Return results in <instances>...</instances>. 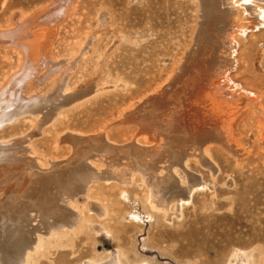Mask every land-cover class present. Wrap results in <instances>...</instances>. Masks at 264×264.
I'll use <instances>...</instances> for the list:
<instances>
[{
  "label": "rangeland",
  "instance_id": "374dc122",
  "mask_svg": "<svg viewBox=\"0 0 264 264\" xmlns=\"http://www.w3.org/2000/svg\"><path fill=\"white\" fill-rule=\"evenodd\" d=\"M201 3L0 0V141L14 140L20 146L29 139L26 143L33 147V154L7 163L11 181L3 176L0 180V206L11 193L28 192L30 212L35 222L38 219L33 225L44 227L46 219L64 218L62 202L55 200L76 186L64 184L65 173L78 167L86 172L93 163L106 173L108 164L100 162L106 142L124 152L111 170L135 168L126 195L125 186L116 180L92 179L96 183L91 184H97L90 192L94 206L87 209L83 194L78 205L89 219L74 233L46 240L31 264H103L112 254L121 264H235V253L245 257V264H264V24L253 29L247 25L236 33L227 28L230 36L223 37L225 28L218 33L211 17H203ZM228 55L236 66L230 71L224 61ZM23 71L29 78V96L11 105L18 86L14 78ZM40 77L47 83H30ZM150 118L171 128L156 134L150 126L153 136L146 140L140 129L151 124ZM10 154L4 159L13 157ZM170 160L180 186L187 171L204 186L195 188L180 207L170 202L164 215L147 200L146 186L136 182L140 171L162 167L157 182L161 193L170 195L165 186ZM27 177L31 184L26 189L20 182ZM9 185L13 189L3 194ZM46 194L49 211L50 203L40 199ZM103 203L107 212L98 218L95 206ZM4 211L0 208V217Z\"/></svg>",
  "mask_w": 264,
  "mask_h": 264
},
{
  "label": "bare ground",
  "instance_id": "6f19581e",
  "mask_svg": "<svg viewBox=\"0 0 264 264\" xmlns=\"http://www.w3.org/2000/svg\"><path fill=\"white\" fill-rule=\"evenodd\" d=\"M227 0H201V6H202V10H203V17H211V19L214 22L215 28L217 27V31L219 33V31L224 30L222 32H220V34L223 33V37H228L230 35H227V28L231 33H236L238 30H240L241 28L245 29L248 28L253 29V27L255 28L257 25H261L264 24V0H240L237 2V0L233 1V2H226ZM259 1V2H258ZM224 2V3H223ZM222 3L223 7H221ZM68 6V5H67ZM51 9V8H50ZM65 9V8H64ZM63 9V10H64ZM59 14V13H58ZM36 15V14H34ZM54 15V14H53ZM38 16V15H37ZM45 16V15H44ZM33 18V16H32ZM44 18V17H43ZM36 19V18H35ZM207 19V18H206ZM34 20V19H33ZM47 20V19H46ZM205 20V19H204ZM208 20V19H207ZM40 21V20H39ZM242 21H246L248 22L247 24H243ZM36 22V21H35ZM239 22V25H238ZM203 24V23H202ZM31 27V26H29ZM208 27V26H207ZM35 28V27H34ZM206 28V27H204ZM207 31V30H206ZM216 31V30H215ZM22 34V33H21ZM233 36V34H232ZM235 36V34H234ZM49 37V36H48ZM204 37V36H203ZM209 37V36H208ZM238 37V36H237ZM7 39V38H6ZM227 39V38H226ZM239 40V39H237ZM236 40V42H237ZM233 41V40H232ZM235 41V40H234ZM233 41V42H234ZM235 43V42H234ZM214 44V43H212ZM215 45V44H214ZM49 46V43L47 42V48ZM217 46V45H216ZM235 46V44L233 45V47ZM232 47V48H233ZM45 48V49H47ZM202 48V47H201ZM32 49V48H31ZM50 49V48H49ZM227 51L229 52V54L232 53L231 50L227 49ZM46 52V51H45ZM209 52V50H208ZM234 52V51H233ZM195 53V52H194ZM24 54V53H23ZM201 55V54H200ZM233 55V54H232ZM48 56V55H47ZM202 56V55H201ZM231 56H226L224 57V61L228 64L226 66V70L230 71L233 68H235L236 66L234 65L233 59L230 58ZM48 58V57H47ZM201 58V57H200ZM199 59V58H198ZM197 59V60H198ZM48 60V59H47ZM38 62V61H37ZM27 63V62H26ZM42 63V62H40ZM216 63V62H214ZM236 63V62H235ZM49 64V62H48ZM51 64V63H50ZM221 64V63H220ZM225 64V63H224ZM45 65V64H44ZM216 66V65H215ZM25 67V66H24ZM28 67V66H27ZM48 67V66H47ZM189 68V67H188ZM43 69V68H42ZM45 69V68H44ZM28 70V69H27ZM37 70V69H36ZM189 70V69H188ZM47 71V70H46ZM44 71V73L46 72ZM33 74V73H32ZM27 73L26 72H21L20 74H18L17 77H15L14 81L18 80L16 85L18 84V86H15V91L12 92V96L10 97V102L9 104L12 105V103L14 104V102L16 101H27L26 99L28 98V92L29 89L26 86V83L28 82L27 77H26ZM39 76V75H38ZM60 76V75H59ZM178 79V78H177ZM64 80V79H63ZM59 81V80H58ZM36 82L45 84L47 83V78L46 77H40V79H31L30 83L31 84H36ZM64 82V81H63ZM12 83V82H11ZM14 83V82H13ZM65 83V82H64ZM63 84V83H62ZM14 85V84H13ZM183 85V84H182ZM204 85V84H203ZM209 85V84H208ZM53 87V86H52ZM33 88V87H32ZM55 88V87H54ZM14 90V88H12ZM60 89V88H59ZM204 89V87H203ZM31 90V89H30ZM54 90V89H53ZM6 91V90H5ZM50 91L51 88H50ZM56 91V90H55ZM177 91V90H176ZM35 92V91H34ZM50 93V92H49ZM48 93V94H49ZM175 93V92H174ZM177 94V93H176ZM181 94V93H180ZM59 97V96H58ZM225 98V97H224ZM35 99V98H34ZM69 99V98H68ZM9 101V100H8ZM147 101V100H146ZM169 101V100H168ZM23 102H19V103H23ZM66 102V101H65ZM232 102V101H231ZM18 103V102H17ZM18 103V104H19ZM56 104V103H55ZM62 104V103H61ZM192 104V103H191ZM1 105V104H0ZM3 105V103H2ZM8 105V104H7ZM52 105V104H51ZM138 105V104H137ZM172 105V104H171ZM19 106V105H18ZM164 106V105H163ZM218 106V105H217ZM2 107V106H1ZM21 107V106H20ZM29 107V106H28ZM41 107V106H40ZM53 107V106H52ZM170 107V106H169ZM5 108V107H4ZM42 108V107H41ZM48 108V107H47ZM193 108V107H192ZM179 109V108H178ZM3 110V109H2ZM6 110V109H5ZM19 110V109H18ZM170 110V109H169ZM175 110V109H174ZM15 111V110H14ZM196 111V110H195ZM13 112V111H12ZM168 112V111H167ZM172 112V111H171ZM49 113V112H48ZM134 113V112H133ZM166 113V112H164ZM192 113V112H191ZM12 114V113H10ZM135 114V113H134ZM182 114V113H181ZM196 114V113H195ZM5 115V114H4ZM47 115V114H46ZM188 115V114H187ZM41 116V115H40ZM171 116V115H170ZM181 116V115H180ZM184 116V115H183ZM48 118V117H47ZM144 118V117H143ZM148 118V117H147ZM167 118V117H166ZM176 118V117H175ZM188 118V116H187ZM186 118V119H187ZM17 119V118H16ZM153 118L148 119L149 125H145L143 126L142 124V129L144 134H145V139H150L153 136V133L150 132L148 130V128L150 126L156 127L157 129L151 127V129H154L155 133L157 134L156 130H160V133H165L166 131H169L170 125L169 123H165V124H160L157 125L155 123V121L152 120ZM156 119V118H155ZM174 119V118H172ZM182 119V117H181ZM180 119V120H181ZM11 120V119H10ZM46 120V119H45ZM13 121V120H12ZM138 121V120H137ZM166 121V120H165ZM192 121V120H191ZM2 122V120H1ZM145 122V121H144ZM181 122L183 123L184 121L181 120ZM5 123V122H4ZM171 123V122H170ZM138 124V123H137ZM140 124V123H139ZM146 124V122H145ZM172 124V123H171ZM183 125V124H182ZM181 125V126H182ZM185 125V124H184ZM215 125V124H214ZM136 126V125H135ZM183 128V126H182ZM233 129V128H232ZM138 130V129H137ZM171 130V129H170ZM174 130V129H173ZM172 131V130H171ZM141 132V131H140ZM186 132V131H185ZM193 132V131H192ZM231 132V131H230ZM70 133V132H69ZM68 133V134H69ZM137 133V132H136ZM149 133V134H148ZM102 134V133H101ZM138 134V133H137ZM168 134V133H166ZM170 134V133H169ZM173 134V132H172ZM179 134V133H178ZM159 135V134H158ZM185 135V134H184ZM237 135V134H236ZM107 136V135H106ZM133 136V135H132ZM143 136V134H142ZM174 136V134L172 135ZM85 137V136H84ZM108 137V136H107ZM158 137V136H157ZM160 137V136H159ZM163 137V136H162ZM181 137V136H180ZM133 138V137H132ZM156 138V135H155ZM143 139V138H141ZM171 139V138H170ZM176 139V138H175ZM180 139V138H179ZM182 139V138H181ZM13 140V139H12ZM29 139H24L23 140V145L18 146L19 144L14 143V140L11 141L10 143L8 142H3L0 141V161L1 163V167H0V180L3 176V179L7 180L6 182H9L8 180V175L10 174V169H9V165L7 164L8 162H10L13 159H16V162L19 161V156H24L26 153H32V148L30 145V141L28 143H26ZM138 140V138H137ZM140 140V139H139ZM160 140V139H159ZM165 140V139H164ZM83 141V140H82ZM141 141V140H140ZM144 140H142L141 142L144 144L146 143L143 142ZM149 141V140H148ZM163 141V140H162ZM17 142V141H16ZM21 142V141H19ZM106 142V141H105ZM140 142V143H141ZM152 142V141H151ZM18 143V142H17ZM95 143V142H94ZM111 143V142H110ZM136 143V142H135ZM134 143V144H135ZM156 143V142H155ZM197 143V141H196ZM26 144V145H24ZM93 144V142L91 143ZM142 144V145H143ZM148 144V143H147ZM158 145V143H156ZM164 144V143H163ZM17 145V146H16ZM72 145L74 146V143H72ZM112 144H109V142H106L103 144L102 146V156L100 157V162L103 161L108 164V170L105 173L104 171L102 172L100 169H97V167H99L98 163H91L93 167L91 168H87L86 172H79L81 170L82 167H78L80 168V170H68L67 173H65L63 180H64V184L69 183L70 182H76V186L74 189H70V192L66 195V197H62L59 199H56L55 201H58L59 203H61V206L63 208V213L65 215L64 218L62 219H57L54 218H49L46 216V223H44V227L39 226L33 223L34 221V214L32 215L30 210H31V206L29 205V202L31 201L32 198H30L29 196L31 194H29L28 192L25 194V196H23V194L19 191L17 193L13 192L11 193V195L7 198V201L5 203H3V205L0 206V208L5 209V211L1 214L2 216L0 217V221H2L3 223V228L1 227L2 224H0V227L2 229H0V235H2L0 237V264H31L32 261H36L37 258H35L36 254H39L43 249L44 246V242L46 240H49L51 238H53L56 235L61 234V236H63L64 234H68L70 232L74 233L76 232L78 225L81 223L82 220L89 219V217H87L86 214H82V212L80 211V208L78 207L79 203H80V199L79 197L82 196V194L85 196V199L87 198V209L90 210L91 207H93L94 205L91 203L90 201V192L91 189L97 184L93 185L92 183H96L95 181H92V179H103V178H110L113 180H116V182L120 183L121 185L125 186V191L123 192V194H125L126 192H128L127 190V185H129L130 183H132L133 180H135L134 178H132V171L135 170V168H127L126 172L125 171H120V172H114L115 169L113 168L111 170V167L114 166V162L120 161L123 158V153L121 150H117L114 147L116 146H111ZM140 145V144H139ZM96 146V145H95ZM149 145H147L148 147ZM151 146V145H150ZM160 146V145H159ZM165 146V145H164ZM174 146V145H173ZM4 147H7L8 149L5 150ZM123 147V146H122ZM163 147V146H162ZM16 148V149H13ZM84 148V147H83ZM95 148V147H94ZM124 148V147H123ZM128 148V146H127ZM146 148V147H145ZM151 148V147H150ZM154 148V147H152ZM156 148V147H155ZM167 148V147H166ZM74 149V148H73ZM176 149V148H175ZM19 150V151H17ZM161 150V148H160ZM166 150V149H165ZM80 151V150H79ZM148 152V150H146ZM171 151V150H170ZM173 151V150H172ZM171 151V152H172ZM20 152H22V154L20 155ZM82 152V151H81ZM80 152V153H81ZM84 152V151H83ZM98 152V151H97ZM157 152V151H156ZM159 152V151H158ZM10 154L13 155V157H4L5 154ZM74 153V152H73ZM76 153V152H75ZM127 153V151L125 152ZM143 154V153H142ZM158 154V153H157ZM173 154V152H172ZM189 154V153H188ZM191 154V153H190ZM76 157L77 154H74ZM80 155V154H79ZM82 155V154H81ZM127 155V154H125ZM138 157L140 156V154H137ZM136 155V156H137ZM150 155V154H149ZM156 155V154H155ZM184 155V154H183ZM202 155V154H201ZM200 155V156H201ZM15 156V157H14ZM18 156V157H16ZM72 156V155H71ZM89 156V155H88ZM87 156V157H88ZM134 156V157H136ZM143 156V155H142ZM142 156L140 158V160L142 159ZM145 156V154H144ZM72 157V159H73ZM126 157V156H125ZM124 157V158H125ZM150 157V156H148ZM146 157V158H148ZM174 157V156H172ZM181 157V156H180ZM77 158H79L77 156ZM137 158V157H136ZM156 158V157H155ZM183 158V157H182ZM208 158V157H207ZM35 159V157H34ZM42 159V158H41ZM129 159V158H128ZM133 159V158H132ZM131 159V160H132ZM171 159V157H170ZM43 160V159H42ZM70 160V158H69ZM75 160V159H74ZM81 160V159H80ZM151 160V159H150ZM187 160V159H186ZM200 160V159H199ZM15 161V160H14ZM135 161V160H134ZM169 161V160H168ZM172 160H170V166L172 164L171 162ZM202 161L204 162V158L202 155ZM207 161V160H206ZM13 162V161H12ZM25 162V161H24ZM41 162V160H40ZM54 162V161H53ZM57 162V161H56ZM60 162V161H59ZM80 162V161H79ZM97 162V161H96ZM164 162V161H163ZM176 162V161H175ZM183 162V161H182ZM208 162V161H207ZM35 163V162H34ZM37 163V161H36ZM39 163V162H38ZM37 163V164H38ZM118 163V162H117ZM131 163V162H130ZM146 163V162H144ZM174 163V160H173ZM209 163V162H208ZM15 164V163H14ZM36 167H40L39 164ZM71 164V163H70ZM70 164H68V166H70ZM80 164V163H79ZM203 164V163H202ZM42 165V164H41ZM53 165V164H52ZM101 165V164H100ZM163 165V164H162ZM168 165V164H167ZM166 165V166H167ZM178 165V163H177ZM57 166V165H56ZM64 166H65V162H64ZM67 166V165H66ZM97 166V167H96ZM111 166V167H110ZM115 166H117V164L115 163ZM161 166V165H160ZM165 166V165H163ZM213 166V165H211ZM210 166V167H211ZM54 167V166H51ZM86 167V166H84ZM88 167V166H87ZM103 168V166H101ZM133 167V166H132ZM205 167V166H204ZM17 168V167H16ZM14 167V169H16ZM57 168V167H56ZM68 168V167H67ZM70 168V167H69ZM141 168V167H140ZM162 167L158 168V167H154L148 170H142L140 171L141 176L139 177L140 180L136 183L138 187H145L146 186V190L148 191V201L151 204V206L153 208L156 209H161L164 211V215H168L169 213V203L172 201H176L180 206H182L183 202L188 201L187 199L190 198L191 193L193 192V190L196 188H202L203 182H201L200 178L192 173V172H184L186 173L185 176V183H184V187H182L179 185V182L176 178V166L173 165L171 166V170L169 172H167L165 179H167L168 181V185L166 186V190H170V195H166L161 193V187L159 186V177L158 173L159 170ZM170 168V167H169ZM201 168V167H200ZM36 169V168H35ZM42 169V167H41ZM48 169V168H47ZM76 169V168H75ZM85 169V168H84ZM121 169V168H120ZM119 169V170H120ZM146 169V168H145ZM148 169V168H147ZM163 169L166 171L168 168L167 167H163ZM184 169V168H183ZM182 169V170H183ZM206 169V168H205ZM210 170H214L216 168H209ZM52 170V169H50ZM117 170V169H116ZM45 171V170H44ZM61 171V170H60ZM82 171H84L82 169ZM106 171V170H105ZM185 171V170H183ZM38 172V171H37ZM56 172V171H55ZM54 172V173H55ZM162 172V171H161ZM39 173V172H38ZM49 173V172H48ZM52 172V174H54ZM59 173V172H58ZM105 173V174H104ZM215 174V172H213ZM136 176V175H134ZM29 177V176H28ZM26 178V181H22L20 182V185H22V187L26 186V189L30 186L31 184V179ZM40 178V177H39ZM154 178H156V181L154 180ZM22 179V178H20ZM33 180V178H32ZM132 180V181H131ZM11 181V180H10ZM21 181V180H20ZM56 181V180H55ZM158 181V182H157ZM181 181V180H180ZM16 182V180H15ZM58 182H61L58 180ZM13 183V182H12ZM22 183V184H21ZM57 183V182H56ZM98 183V182H97ZM115 184V183H114ZM7 185V184H6ZM61 185V184H60ZM66 185V184H65ZM63 185V186H65ZM103 185V184H102ZM171 186L168 187L167 186ZM14 186V185H13ZM62 186V187H63ZM113 186V184H112ZM120 186V185H119ZM136 186V187H137ZM60 187V186H58ZM129 187V186H128ZM176 187V188H175ZM64 188V187H63ZM61 188V190L63 189ZM176 190H175V189ZM11 189H13V187L11 188L10 185L8 186V188L3 189V194H9L11 192ZM122 189V187H121ZM195 189V190H196ZM59 190V188H58ZM164 190V189H163ZM1 191V190H0ZM67 191V190H66ZM145 191V188H144ZM146 191V192H147ZM179 191V196L175 197L176 194L172 195L174 192ZM61 191H59L60 193ZM62 192H64L62 190ZM145 192V193H146ZM57 193V192H56ZM61 194V193H60ZM47 196H44L40 199H43L44 201H46L45 204H47L48 202L50 203V206L47 208V211L50 210L51 206V202L49 200L48 194H46ZM126 195V194H125ZM147 195V194H146ZM145 195V197H146ZM165 196V197H164ZM26 197V198H25ZM60 197V196H59ZM38 198V196H37ZM53 198V196H52ZM23 199V200H22ZM11 200H15V201H11ZM75 200V201H74ZM92 200V199H91ZM3 201V200H2ZM17 201H20L17 205ZM27 201L26 204H24V202ZM34 201V200H33ZM36 201V200H35ZM16 202V203H14ZM54 203V202H53ZM57 203V202H56ZM176 203V204H177ZM1 204V202H0ZM95 204V203H94ZM53 205V204H52ZM55 205V203H54ZM53 205V206H54ZM34 206V205H33ZM32 206V207H33ZM42 206H45L44 204H42ZM48 206V205H47ZM56 206V205H55ZM41 207V206H39ZM96 208V213H98L100 218L101 216L106 215L107 212V208L106 205L101 204L98 206H95ZM42 208V207H41ZM60 208V209H62ZM177 208V209H176ZM175 208V213L176 215L179 214V210H178V206ZM36 209V208H35ZM34 209V210H35ZM56 209V208H54ZM58 209V208H57ZM110 210V208H109ZM61 212V211H60ZM34 213V212H32ZM62 213V212H61ZM55 214V212H54ZM57 214V211H56ZM55 214V216H56ZM59 214V212H58ZM64 216L63 214H60V216ZM8 216V219L6 218ZM59 216V215H58ZM38 217V216H37ZM5 218L7 220H5ZM102 219V218H101ZM10 220L14 221V222H10ZM36 220V218H35ZM1 223V222H0ZM98 224L95 225L96 229H99L100 226H98ZM42 228V229H41ZM104 231V230H103ZM2 241V242H1ZM41 255V254H40ZM44 255V254H43ZM38 257V256H37ZM119 257V256H118ZM116 255L112 254L110 255V259L107 262H102L103 264H121L119 258ZM234 260H235V264H245L246 263V259L245 257L241 254V253H235L234 254ZM38 264V263H37ZM92 264V263H91ZM97 264V263H96Z\"/></svg>",
  "mask_w": 264,
  "mask_h": 264
}]
</instances>
